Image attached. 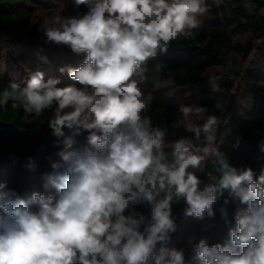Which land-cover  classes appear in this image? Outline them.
Here are the masks:
<instances>
[{
    "label": "clouds",
    "instance_id": "1",
    "mask_svg": "<svg viewBox=\"0 0 264 264\" xmlns=\"http://www.w3.org/2000/svg\"><path fill=\"white\" fill-rule=\"evenodd\" d=\"M224 5L74 0L73 14L43 21L45 43L84 59L58 69L71 84L36 70L0 89V108L11 101L35 118L51 113L58 148L55 159L47 157L45 188L52 190L24 199L0 182V264H186L184 250L168 246L177 231L174 206L183 203L185 218L203 221L221 200L236 203L234 226L223 243L201 238L189 264H264V168L257 175L236 167L222 151L229 101L216 99L218 115L181 100L171 122L155 124L143 70L174 41L194 39L203 18ZM243 7L253 12L251 0ZM82 135L84 143L76 139ZM27 166L35 169L31 158ZM220 213L229 223L227 208Z\"/></svg>",
    "mask_w": 264,
    "mask_h": 264
},
{
    "label": "trees",
    "instance_id": "2",
    "mask_svg": "<svg viewBox=\"0 0 264 264\" xmlns=\"http://www.w3.org/2000/svg\"><path fill=\"white\" fill-rule=\"evenodd\" d=\"M209 2L211 3V0ZM251 3L254 6L251 14L244 10V0H225V5L219 10L213 7L209 13L210 16L204 18L194 39L174 41L166 54L150 60L144 67L157 88L150 112L155 124L171 122L174 119L172 109L175 107V102L168 101L161 95L173 87H189L198 96V103L207 107L211 106L216 99L225 98L231 93L234 77L239 73L237 69L241 67L240 62H244L251 55L256 41L264 38V0H251ZM34 4L32 0H0V67L5 57L6 47L14 50L23 46L31 48L34 45L32 52H38L41 43L40 38L36 40L35 37L41 35L32 34L36 28L34 17L37 6ZM33 53H31L32 56ZM32 56L29 60L31 63L42 64L39 59V62L37 61V56L34 58ZM42 57H47L50 64L47 70H51L52 64L49 57ZM70 57L58 56L57 60L67 65ZM79 59L78 63H81L84 56H80ZM13 60L27 63L24 56H17ZM216 66L222 67L226 72L223 77L215 80L220 85V93L212 92L210 80L202 76L208 68ZM7 73L6 78L0 77V89L5 87L11 79L14 81L18 79V77L13 79L14 75L17 76V69L10 68ZM16 82L23 83L20 79ZM249 87L264 100V79L251 80ZM50 115V112H45L40 118H35L25 113L20 106L13 108L11 101L7 107L0 108V176L8 170L9 166H12V186L18 191L33 187V183L45 185L46 176L52 174L49 162L41 159L39 153L35 151L38 146L50 152L58 151L53 144L55 137L47 125ZM253 116L240 128L241 138H232L229 146L224 143L222 151L226 153L232 165L250 166L259 175L264 168V153L259 151L260 144L264 142V111L255 112ZM77 138L79 142H85L84 135ZM237 141H239L238 145ZM29 158L35 163L34 170L27 166ZM201 179L207 182L205 175H201ZM48 186L51 187V185ZM222 206L227 208L229 223L225 222V218L220 213ZM235 206V202L223 205V200L219 201L214 205V219L206 218V224H214L216 233L226 238L229 227L234 226ZM183 207V203L174 206L177 222V231L172 235L174 242L179 238L178 233L185 231L187 218L182 215ZM200 233L197 235L199 236ZM216 235L212 232L205 235L210 245L222 243L217 240ZM186 243L184 242V247L190 248L191 245ZM190 251L191 254L187 255L189 262L194 254L192 247Z\"/></svg>",
    "mask_w": 264,
    "mask_h": 264
},
{
    "label": "rangeland",
    "instance_id": "3",
    "mask_svg": "<svg viewBox=\"0 0 264 264\" xmlns=\"http://www.w3.org/2000/svg\"><path fill=\"white\" fill-rule=\"evenodd\" d=\"M37 6V10L35 12L34 17V23H35V29L33 30L32 34H40V37H35V39H39L41 45H39L38 52L33 53L32 49L34 45L29 48L28 46H23V48L19 49H11L6 47L5 48V57L2 61V65L0 67V77L6 78V74H8V70L10 68L17 69V73L14 78L18 77L22 82L26 81L28 76L31 72H34L36 70L43 71L45 76L48 75V77H45V79L49 77H56L60 76L62 78L63 84H71L73 81H71L67 74H61L59 73L58 69L62 66H72V67H78L80 63L79 58L80 56L75 55L71 52V50L64 46H56V45H50L45 43V38L43 37L42 33L40 32L39 28L41 27L43 21L45 19H50L54 15L58 14H64V15H71L74 12V0H32ZM81 10H84V6H81ZM210 14L208 13L204 18L209 17ZM203 18V21H204ZM4 43V42H2ZM41 49V51L39 50ZM33 53V56L32 54ZM9 56V57H7ZM17 56H24V59L27 60V63L25 62H15L13 58ZM30 56L34 58V56H37L38 59L42 63L41 65H38L39 63H31ZM42 56H48L50 59V63L52 64L51 70H47L49 67V62H44L45 59L47 60V57ZM58 56H71L70 61L67 65L61 64L57 59ZM83 56V55H81ZM6 58V60H5ZM10 60V61H8ZM17 60V58H16ZM39 62V61H38ZM241 67L237 69L239 71L238 75L234 77V87L230 94L225 97L229 101L227 104V110L225 115L230 116V124L229 127L231 128L230 134L226 137L225 143L228 144L231 142L232 138L240 139L241 136L239 134L240 128L245 124L248 120L252 119L254 117L253 115L255 112L264 111V100L262 97L257 95L256 91H252L250 89L249 85L251 80L253 79H264V38H261L256 41L255 47L251 55L244 61L240 62ZM11 64V66H10ZM144 70V69H143ZM47 72V73H46ZM144 73L147 77V87L153 91V93H157V88L155 86L154 81L150 79V76L146 73L144 70ZM226 74L225 70L222 67L216 66V67H210L207 69L205 74H202L203 77L208 78L209 80H218L221 77H223ZM201 75V74H200ZM18 79L16 81H18ZM11 81H14L11 79ZM164 98H166L168 101H174L175 107L172 109V115L176 116L177 114V102L183 101L185 103H198V96L189 88L186 86H178L173 87L172 89H169L167 91H164L162 94ZM260 98V99H259ZM216 102V101H215ZM215 102L208 107L210 113H215L219 115L218 110H216L213 106ZM66 134H71L69 131H66ZM78 140V138L76 137ZM168 140H174L176 137H173L169 135L167 137ZM36 153H39V156L41 159H44L46 162H49L47 157L51 156L53 159H55V153L48 151L46 148H42L40 146L35 148ZM12 166H9L7 171H4L3 174L0 176V182L6 183L7 187L9 189H14L22 198L28 199L33 192L39 191V192H45L50 191L52 188L48 186L45 188V185H35L33 183V187H29L24 191H18L17 188L12 186V180H11V174H12ZM35 185V186H34ZM214 219V218H213ZM212 220V219H210ZM202 232L203 234H201ZM217 234L216 237L217 240L223 241L226 239L223 235L220 233H216V227L215 225H207L205 220L200 221L196 220L194 218H190L189 220L187 218V223L185 225V231L178 233V239L173 241L171 240L170 247H176L177 249H183L185 254V261L186 264H189V260L187 255L191 254V247L192 251L194 253L195 245L198 243V241L201 238H205L206 234ZM200 233L198 236L197 234ZM187 239V241H184ZM173 242V243H172ZM184 242L186 244H190V248L184 247ZM194 255V254H193ZM151 264V262H150Z\"/></svg>",
    "mask_w": 264,
    "mask_h": 264
}]
</instances>
